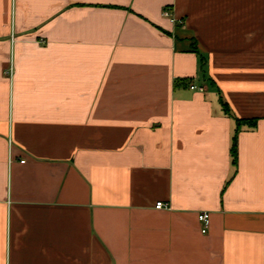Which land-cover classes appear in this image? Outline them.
<instances>
[{"label": "crops", "instance_id": "1", "mask_svg": "<svg viewBox=\"0 0 264 264\" xmlns=\"http://www.w3.org/2000/svg\"><path fill=\"white\" fill-rule=\"evenodd\" d=\"M0 264H264V0H0Z\"/></svg>", "mask_w": 264, "mask_h": 264}, {"label": "built area", "instance_id": "2", "mask_svg": "<svg viewBox=\"0 0 264 264\" xmlns=\"http://www.w3.org/2000/svg\"><path fill=\"white\" fill-rule=\"evenodd\" d=\"M164 15L165 16H169L170 13L169 11H164ZM12 72V69L10 70ZM11 74V73H10ZM192 88H195V86H192ZM201 90H203V88H201ZM170 206H168L166 203L164 202H157L156 203V208L158 209H165V208H169ZM199 221L201 222L202 225V232L206 233L208 231L209 225H210V214L207 212H203L201 214H199Z\"/></svg>", "mask_w": 264, "mask_h": 264}, {"label": "trees", "instance_id": "3", "mask_svg": "<svg viewBox=\"0 0 264 264\" xmlns=\"http://www.w3.org/2000/svg\"><path fill=\"white\" fill-rule=\"evenodd\" d=\"M223 104H224L225 109H226L228 112H230V109H229L228 105H227L225 102H224ZM237 121H238L239 123H242L243 120H238V119H237ZM232 155H233V160H234V162H236V160H237V143H236V137H235V139H234V143H233V146H232Z\"/></svg>", "mask_w": 264, "mask_h": 264}]
</instances>
